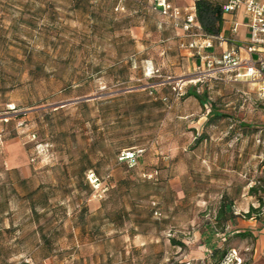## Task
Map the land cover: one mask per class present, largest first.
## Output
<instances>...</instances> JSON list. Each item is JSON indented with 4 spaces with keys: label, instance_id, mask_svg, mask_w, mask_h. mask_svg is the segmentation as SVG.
<instances>
[{
    "label": "rangeland",
    "instance_id": "rangeland-1",
    "mask_svg": "<svg viewBox=\"0 0 264 264\" xmlns=\"http://www.w3.org/2000/svg\"><path fill=\"white\" fill-rule=\"evenodd\" d=\"M188 38L136 0H0V264L212 262L221 203L264 197V97Z\"/></svg>",
    "mask_w": 264,
    "mask_h": 264
},
{
    "label": "built area",
    "instance_id": "built-area-1",
    "mask_svg": "<svg viewBox=\"0 0 264 264\" xmlns=\"http://www.w3.org/2000/svg\"><path fill=\"white\" fill-rule=\"evenodd\" d=\"M152 7L167 18L175 28L182 29L193 37L189 43L183 41L181 45L196 50L202 62L197 67L201 73L205 71L214 79L230 76L235 81L251 82L258 85V93L264 97V0H227L223 5L226 13H233L239 8H244L247 12L249 43L245 48V57L241 56L238 48L224 50L219 56L208 52L215 47L214 41L221 45L226 39L222 34L208 37L196 30L193 31L200 29L195 11H184L170 0H153ZM236 30L234 26L232 31L236 32ZM137 156L138 152L135 151H126L123 154V158L128 161L135 160ZM220 264H244V261L237 255L236 249H232Z\"/></svg>",
    "mask_w": 264,
    "mask_h": 264
},
{
    "label": "trees",
    "instance_id": "trees-1",
    "mask_svg": "<svg viewBox=\"0 0 264 264\" xmlns=\"http://www.w3.org/2000/svg\"><path fill=\"white\" fill-rule=\"evenodd\" d=\"M227 2V0H196L195 1V11L196 18L200 25V29H196L197 32L202 33L208 37H216L221 34L223 24L225 21V15L228 14L223 10V5ZM187 93L189 95L195 96L203 106H206L209 102V97L206 92L200 93L197 89L191 86ZM220 116L221 114L215 108L211 109L209 114ZM258 133L263 134L264 127L257 126ZM258 140V139H257ZM260 140V139H259ZM130 151V150H128ZM136 152V151H135ZM252 193H256L257 188L252 186ZM261 205L263 203V198H260ZM261 212V206L255 208L251 206L250 210L247 213H243L245 218H250L253 214L258 215ZM236 218V214L232 208V202L224 201L221 203L219 210L216 215L217 226L216 228H207L206 231L202 232V236H204L205 244L212 250V262L210 264H220L223 258L229 253L228 248H224L223 246H219L216 243H212V238L216 235H220L222 237L223 242L227 241V235L232 232L230 225L234 223ZM230 222V224H229ZM229 225V227H228ZM241 237H246L251 235L248 232H238L237 233ZM29 264V263H25Z\"/></svg>",
    "mask_w": 264,
    "mask_h": 264
},
{
    "label": "crops",
    "instance_id": "crops-1",
    "mask_svg": "<svg viewBox=\"0 0 264 264\" xmlns=\"http://www.w3.org/2000/svg\"><path fill=\"white\" fill-rule=\"evenodd\" d=\"M136 1L142 4H149V5L153 4V0H136ZM170 1L173 4L180 6L184 11H195V1L196 0H185L186 2L182 0H175V1L170 0ZM247 20H248V15L244 8H239L235 10L233 13L226 14L222 32H221V34L224 36L226 41H224L221 45H219L216 41H214L215 47L208 50V52L215 54V51L219 49L220 54H221L224 50L238 48L241 56L245 57L246 56L245 48L249 43V30L246 25ZM234 26L237 28L236 32L232 31ZM172 27L175 28L173 25ZM175 30L177 31L178 34H182L183 36L184 35L189 36L182 29L175 28ZM195 30L196 29H194L193 31ZM189 37L190 38L187 39L188 41L193 39V37L191 36ZM197 60H200V57H197L196 65L199 63ZM254 194L256 193L250 194L248 191L247 192L245 191V187L243 188L242 194H241L242 199L240 198L242 203L239 200L238 210L236 213L238 215L242 213H247L250 210L251 206L255 208H258L261 206V212L258 215L253 214V216L250 218H245L243 215L238 216L237 217L238 224L230 226V227L234 229L231 232V234L238 233V232H248L250 234L252 233L254 237L256 238V242H257L256 253L254 257H257V256L260 257L261 253L264 252V197H262L263 203L261 205V201H259V203H256L257 200ZM246 199H248L247 201H249L247 206L244 205Z\"/></svg>",
    "mask_w": 264,
    "mask_h": 264
}]
</instances>
